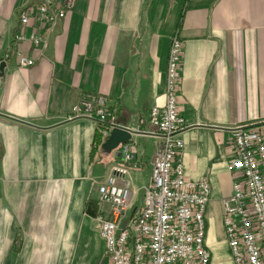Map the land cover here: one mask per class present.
Masks as SVG:
<instances>
[{
  "label": "crops",
  "instance_id": "0c3cea01",
  "mask_svg": "<svg viewBox=\"0 0 264 264\" xmlns=\"http://www.w3.org/2000/svg\"><path fill=\"white\" fill-rule=\"evenodd\" d=\"M40 2L0 0V264L101 263L104 242L85 210L97 198L90 180L131 152L141 203L156 142L149 112L164 104L176 34L184 172L211 184V264H233L222 207L232 191L228 146L233 127L264 125V0H75L51 31L20 25V12ZM33 31L46 46L31 43ZM23 57L35 65L19 68ZM87 94L107 97L119 125L138 132L119 154L93 152V120H68Z\"/></svg>",
  "mask_w": 264,
  "mask_h": 264
},
{
  "label": "built area",
  "instance_id": "2783aa9c",
  "mask_svg": "<svg viewBox=\"0 0 264 264\" xmlns=\"http://www.w3.org/2000/svg\"><path fill=\"white\" fill-rule=\"evenodd\" d=\"M75 0H41L26 6L20 25H42L55 29L67 17ZM36 46L48 39L33 31L28 38ZM24 41V35L16 36ZM9 54H7V58ZM184 42L171 39L164 104L153 105L148 124L153 129L155 148L151 175L136 205L130 173L134 154L126 151L122 160L106 173L90 180L97 195L95 228L104 242L100 264H211L207 245L210 181L189 180L184 172L182 134L185 119L178 109ZM19 68L35 65L28 57ZM87 118L98 127L100 144L118 127L117 110L107 97L82 95L73 104L68 120ZM227 170L232 191L222 200L223 228L233 264H264V125H238L231 130ZM100 150V149H99Z\"/></svg>",
  "mask_w": 264,
  "mask_h": 264
},
{
  "label": "water",
  "instance_id": "95a60500",
  "mask_svg": "<svg viewBox=\"0 0 264 264\" xmlns=\"http://www.w3.org/2000/svg\"><path fill=\"white\" fill-rule=\"evenodd\" d=\"M6 68V62L0 63V84L3 81ZM137 134L138 132L132 131L125 127L115 128L103 143L100 150L104 154H111L120 146H126L127 144H129L132 141V136Z\"/></svg>",
  "mask_w": 264,
  "mask_h": 264
},
{
  "label": "trees",
  "instance_id": "16d2710c",
  "mask_svg": "<svg viewBox=\"0 0 264 264\" xmlns=\"http://www.w3.org/2000/svg\"><path fill=\"white\" fill-rule=\"evenodd\" d=\"M99 141H100V140H99L98 135H97V136L95 137V140H94L95 145L99 144ZM95 151H96V148H94L93 152H95ZM100 152H101V154H104V153H102L101 150H100ZM85 210H86V213H87V214L95 215V214H96V211H97L95 202H93V201H88V202L86 203V208H85Z\"/></svg>",
  "mask_w": 264,
  "mask_h": 264
},
{
  "label": "rangeland",
  "instance_id": "374dc122",
  "mask_svg": "<svg viewBox=\"0 0 264 264\" xmlns=\"http://www.w3.org/2000/svg\"><path fill=\"white\" fill-rule=\"evenodd\" d=\"M98 138H99V136H98ZM100 140V139H99ZM99 144H100V141H99ZM99 144H97L98 146H99ZM103 144H101V146H102ZM101 146H100V148L99 149H101ZM96 149L98 150V148L96 147ZM119 149L120 148H118L117 150H115L114 151V153H116V154H119L120 152H119ZM100 151V150H99Z\"/></svg>",
  "mask_w": 264,
  "mask_h": 264
},
{
  "label": "bare ground",
  "instance_id": "6f19581e",
  "mask_svg": "<svg viewBox=\"0 0 264 264\" xmlns=\"http://www.w3.org/2000/svg\"><path fill=\"white\" fill-rule=\"evenodd\" d=\"M100 95V94H99Z\"/></svg>",
  "mask_w": 264,
  "mask_h": 264
}]
</instances>
